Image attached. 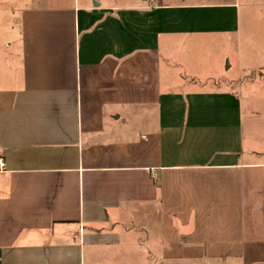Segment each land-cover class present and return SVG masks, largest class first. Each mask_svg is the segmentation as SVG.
<instances>
[{"label":"crops","instance_id":"crops-1","mask_svg":"<svg viewBox=\"0 0 264 264\" xmlns=\"http://www.w3.org/2000/svg\"><path fill=\"white\" fill-rule=\"evenodd\" d=\"M14 11L0 264H264V0Z\"/></svg>","mask_w":264,"mask_h":264},{"label":"rangeland","instance_id":"rangeland-1","mask_svg":"<svg viewBox=\"0 0 264 264\" xmlns=\"http://www.w3.org/2000/svg\"><path fill=\"white\" fill-rule=\"evenodd\" d=\"M20 0H0V52L6 54L10 50L12 35L15 34V17L17 13L14 11L16 2ZM23 2V0H21ZM26 1V0H24ZM1 65V63H0ZM258 84L253 86L255 93L264 95V76L258 78ZM130 264H144L142 262H134Z\"/></svg>","mask_w":264,"mask_h":264},{"label":"built area","instance_id":"built-area-1","mask_svg":"<svg viewBox=\"0 0 264 264\" xmlns=\"http://www.w3.org/2000/svg\"><path fill=\"white\" fill-rule=\"evenodd\" d=\"M4 167V162L2 159H0V169H2Z\"/></svg>","mask_w":264,"mask_h":264}]
</instances>
